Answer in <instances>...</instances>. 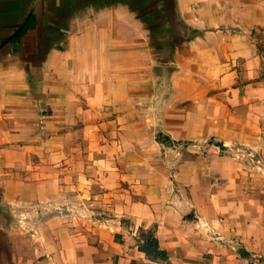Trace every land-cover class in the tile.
<instances>
[{
	"label": "rangeland",
	"instance_id": "obj_1",
	"mask_svg": "<svg viewBox=\"0 0 264 264\" xmlns=\"http://www.w3.org/2000/svg\"><path fill=\"white\" fill-rule=\"evenodd\" d=\"M247 1L237 46L216 37L178 59L160 53L147 81L132 69L129 93L116 86L108 106L64 94L49 108L38 86L33 101L0 109V264H20L26 238L58 226L94 235L115 220L153 247V226L125 210L147 195L183 209L264 187V25H249Z\"/></svg>",
	"mask_w": 264,
	"mask_h": 264
},
{
	"label": "crops",
	"instance_id": "obj_2",
	"mask_svg": "<svg viewBox=\"0 0 264 264\" xmlns=\"http://www.w3.org/2000/svg\"><path fill=\"white\" fill-rule=\"evenodd\" d=\"M224 1L0 0V109L33 101L38 86L49 108L64 94L108 106L116 86L129 93L132 69L147 81L160 53L178 59L216 37L237 46L244 30L233 26L245 21L248 1ZM249 2V25H264V0ZM225 192L204 206L162 207L147 195L125 209L143 230L153 226L154 248L115 220L111 233L94 235L58 226L28 236L20 264H247L264 255V187L241 185L228 203Z\"/></svg>",
	"mask_w": 264,
	"mask_h": 264
},
{
	"label": "built area",
	"instance_id": "obj_3",
	"mask_svg": "<svg viewBox=\"0 0 264 264\" xmlns=\"http://www.w3.org/2000/svg\"><path fill=\"white\" fill-rule=\"evenodd\" d=\"M247 264H264V255L250 254L247 258Z\"/></svg>",
	"mask_w": 264,
	"mask_h": 264
},
{
	"label": "trees",
	"instance_id": "obj_4",
	"mask_svg": "<svg viewBox=\"0 0 264 264\" xmlns=\"http://www.w3.org/2000/svg\"><path fill=\"white\" fill-rule=\"evenodd\" d=\"M162 136H163V135H162L161 133L158 134V138H160V140H162V139H161ZM163 140H166V137H164ZM169 141H170V142H173L174 140H171V139H170ZM216 144H218V145H220V146H225L224 143H222V142H220V141H217Z\"/></svg>",
	"mask_w": 264,
	"mask_h": 264
},
{
	"label": "water",
	"instance_id": "obj_5",
	"mask_svg": "<svg viewBox=\"0 0 264 264\" xmlns=\"http://www.w3.org/2000/svg\"><path fill=\"white\" fill-rule=\"evenodd\" d=\"M242 255H243L244 257H247L248 253L245 252V253H243ZM248 256H249V255H248Z\"/></svg>",
	"mask_w": 264,
	"mask_h": 264
}]
</instances>
